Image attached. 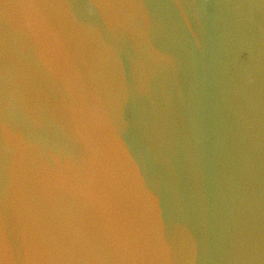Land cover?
<instances>
[{
	"label": "water",
	"instance_id": "95a60500",
	"mask_svg": "<svg viewBox=\"0 0 264 264\" xmlns=\"http://www.w3.org/2000/svg\"><path fill=\"white\" fill-rule=\"evenodd\" d=\"M0 264H264V0H0Z\"/></svg>",
	"mask_w": 264,
	"mask_h": 264
}]
</instances>
